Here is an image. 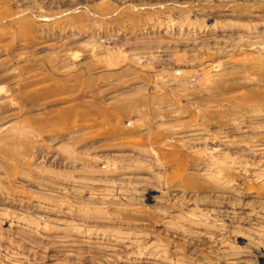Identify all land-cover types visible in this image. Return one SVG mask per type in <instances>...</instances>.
I'll return each mask as SVG.
<instances>
[{"label":"rangeland","instance_id":"obj_1","mask_svg":"<svg viewBox=\"0 0 264 264\" xmlns=\"http://www.w3.org/2000/svg\"><path fill=\"white\" fill-rule=\"evenodd\" d=\"M259 48L264 0H0V264H264Z\"/></svg>","mask_w":264,"mask_h":264},{"label":"bare ground","instance_id":"obj_2","mask_svg":"<svg viewBox=\"0 0 264 264\" xmlns=\"http://www.w3.org/2000/svg\"><path fill=\"white\" fill-rule=\"evenodd\" d=\"M255 54L256 56H264V50H262V48L261 49L259 48L255 51ZM212 66H215V65L212 62H207L203 67L199 68L198 71L199 73L203 74L201 76L205 78L207 75L212 73V70L215 69Z\"/></svg>","mask_w":264,"mask_h":264}]
</instances>
